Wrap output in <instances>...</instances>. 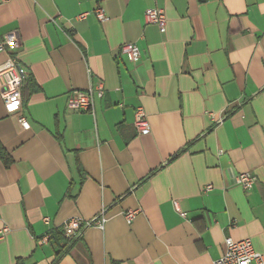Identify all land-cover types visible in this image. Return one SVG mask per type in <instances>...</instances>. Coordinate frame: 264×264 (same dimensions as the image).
<instances>
[{"label": "crops", "instance_id": "1", "mask_svg": "<svg viewBox=\"0 0 264 264\" xmlns=\"http://www.w3.org/2000/svg\"><path fill=\"white\" fill-rule=\"evenodd\" d=\"M154 8L163 33L145 22ZM10 34L35 90L21 114L0 98L12 160L0 163V264H53L52 235L101 212L104 229L56 264H214L228 238L264 258V0H0V39ZM126 43L136 63L120 55ZM101 84L93 113L68 110L71 92ZM139 107L147 136L134 127ZM243 173L257 179L250 190L235 184ZM128 210L141 211L131 226Z\"/></svg>", "mask_w": 264, "mask_h": 264}, {"label": "built area", "instance_id": "2", "mask_svg": "<svg viewBox=\"0 0 264 264\" xmlns=\"http://www.w3.org/2000/svg\"><path fill=\"white\" fill-rule=\"evenodd\" d=\"M13 0H1L2 5L10 4ZM92 14L98 22L106 23L108 17L103 10L97 8ZM89 13H83L78 16V20H85ZM146 24L157 26L160 32L165 31L167 19L162 9L154 8L145 12ZM21 47L20 40L16 34H10L0 39V55L6 57V61L0 66V98L3 101L8 114H21L23 110L22 92L24 88V78L19 70L17 52ZM120 55L125 57L129 62L136 63L140 58V51L135 44L126 43L120 48ZM104 94V88L101 85L90 86L85 92H71L67 100L68 110L76 113H93L95 97L101 98ZM19 124L24 130H29L30 125L22 115H19ZM134 127L138 135L147 136L150 134V126L147 115L143 108L139 107L134 112ZM257 179L249 173L238 174L235 177V184L244 190H250L256 184ZM206 190L210 191L211 187ZM178 211V208H177ZM140 210H128L124 213V220L128 226H131ZM185 218V214L180 215ZM44 222L49 224V220ZM107 223L104 212L91 220L82 218H72L63 224L61 232L68 240H79L83 233L90 228L103 230ZM9 233L8 228L0 230V241ZM50 236L44 237L42 244L48 242ZM223 255L214 264H264V258L255 251L250 239L234 241L231 238L225 240Z\"/></svg>", "mask_w": 264, "mask_h": 264}, {"label": "trees", "instance_id": "3", "mask_svg": "<svg viewBox=\"0 0 264 264\" xmlns=\"http://www.w3.org/2000/svg\"><path fill=\"white\" fill-rule=\"evenodd\" d=\"M29 90L31 93L34 92L35 90V85L34 83L30 82L28 83L27 86H25L23 88V92H22V97L24 100L25 97V92ZM0 163L4 164L6 167L10 166V164L12 163V160L10 158V155L8 154V152L6 151V149L4 148V146L0 143ZM55 242L56 244L61 243L62 245H60V250L56 253L55 255V259L53 264H56L58 262V260L60 259V257L66 252V250L72 246L73 243H75L77 240H68L63 236L62 232H55V234L52 235V237L50 238L49 242ZM16 264H30L28 260L25 259H18L16 261Z\"/></svg>", "mask_w": 264, "mask_h": 264}]
</instances>
